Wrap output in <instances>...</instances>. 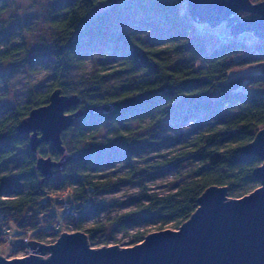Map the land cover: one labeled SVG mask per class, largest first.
Returning <instances> with one entry per match:
<instances>
[{
    "label": "trees",
    "instance_id": "obj_1",
    "mask_svg": "<svg viewBox=\"0 0 264 264\" xmlns=\"http://www.w3.org/2000/svg\"><path fill=\"white\" fill-rule=\"evenodd\" d=\"M10 1L0 0V15L7 12ZM56 3L50 13L51 38L46 53L52 75L50 90L43 95L29 94L23 107L13 108L0 120V219L3 217L0 246L15 239L27 244L18 251L27 249L32 242L52 239L54 243L70 225L74 231L84 232L91 242L103 233L104 227L124 231L134 215L144 224H160L159 229L168 224L182 226L195 214L199 199L209 188L227 187L229 196L234 197L243 190L247 192V188L260 187L254 171L262 161L245 157L242 149L264 129V95L256 93L264 90V41L254 36L249 39L244 34L234 36L230 33L231 25L223 23L229 30L224 41L217 39V44L209 47L207 38L188 15L187 0H56ZM149 7L159 19L158 25L168 29L152 48L121 30L125 19L134 16L128 12L146 11ZM237 17L241 21L255 18L246 13ZM2 29L0 21V32ZM103 46L122 53V65L113 75L126 79L110 88L105 76H97L95 88L75 94L66 81L83 68L88 52ZM17 51L6 46L0 51V64L15 62ZM57 90L63 95L72 92L70 96L81 100L79 107L68 114L82 111L85 115L65 132L73 133L72 138L81 146L71 151L62 137L64 156L52 144L41 145L37 154H33L30 136L19 135L18 127L32 111L48 106L50 95ZM195 114L210 121L189 143L190 149L142 167L143 174H138L134 160L145 150L142 143H147L150 150H161L167 147L164 145L168 140L151 132L142 138L141 145L130 142L128 137L135 134L130 129L132 123L142 125L147 121L156 125ZM103 121L113 124V134L124 137L122 153L109 145H95L93 139ZM47 145L49 151L43 152L42 147ZM38 157L60 162L61 166L53 170L60 176L53 173L44 177L37 170ZM190 162L197 166L189 170L186 180L172 192L148 195L146 177L179 169L181 164ZM12 163L13 169L3 174L1 168ZM68 165L74 167L75 175H67L63 170ZM116 165L122 171L100 178L101 182L95 181L96 167L112 169ZM133 184L141 190L140 201L144 202L133 214L83 227L84 221L98 218L104 212L107 203L96 200L102 189ZM62 193L72 199V202L66 199V212L62 200H57ZM144 237L145 234H137L135 244L143 242Z\"/></svg>",
    "mask_w": 264,
    "mask_h": 264
},
{
    "label": "rangeland",
    "instance_id": "obj_2",
    "mask_svg": "<svg viewBox=\"0 0 264 264\" xmlns=\"http://www.w3.org/2000/svg\"><path fill=\"white\" fill-rule=\"evenodd\" d=\"M251 1L255 3L264 2V0ZM9 4L7 12L0 15V21L3 23V29L0 32V51L4 50L6 46L15 51L18 49V51L15 62L0 64V120L5 119L13 108L23 107L28 100L29 94L43 95L50 90L52 85V75L48 70L50 63L46 53L51 38L50 13L58 5L56 0H12ZM99 12L100 10L95 12V14ZM128 14H134V16L125 19L121 30L147 48L157 46L161 36L163 37L168 32L165 26L158 25L159 19L151 11L150 7L146 11H130ZM198 27L207 38V45L211 48L217 44V39L223 40V37L229 31L226 25L222 24L215 28H211V26L206 24L198 25ZM244 35L249 37V39L253 37L252 34ZM87 54L83 68L75 71L69 80L66 81L75 94L95 88L96 85L94 83L97 81L95 79L97 76H105L104 81L110 88L126 79L122 75L118 77L113 75L122 65V53L115 51L112 47L103 46L96 47L94 51L91 50ZM72 92L64 96L70 97ZM256 93L264 95V90H258ZM207 121H210V119L205 118L203 115L195 114L190 117L170 118L156 125H149L147 121L142 125L132 123L130 129H133L135 134L132 137H128L130 142H137L141 145L142 138L151 132L158 138L168 140L167 145H164L167 147H163L161 150L156 148L150 150L147 143H142L145 146V150L139 152L134 160L137 163L138 174H143L142 167H148L150 164L166 160L178 152L189 150V143L196 134H200L204 130V124ZM113 128L111 122H101V126L93 140L95 145H109L116 152L122 153L125 139L122 135L116 136L113 134ZM72 136L73 133L70 132L62 135L67 149L74 151L81 144L77 143V140L73 139ZM49 147L48 145L42 147V151L48 152ZM14 165L12 163L8 167L1 168L2 171H5L3 174L7 173L8 170H12ZM180 166L181 168L179 169L172 168L168 172H158L151 178L146 177L145 186L148 190V195H165L172 192L186 180L185 177H187L189 170L197 166V163H183ZM120 168V165H116L112 169L96 167L97 171L95 174L98 177L95 181L101 182L100 178H107L113 172L122 171ZM63 170H65L67 175H75L74 167L72 166L68 165ZM90 171L92 172L93 169ZM53 173L55 177L60 176L55 171ZM247 189V192L243 190L238 195L229 196V198L240 199L255 191V188L250 187ZM141 193L139 187L134 184L102 189L96 200H102L107 203L105 210L98 218L91 217L84 221L83 227L89 228L97 223H108L115 218L124 217L131 212L133 214L141 204H144L143 201H140ZM66 199L72 202V199L66 196L65 193L58 195L57 198V200H62V208L65 212L68 209L66 208L68 206L65 203ZM136 216L138 215H134L132 221L127 223L124 231H118L119 228H114V226L110 228L109 226L104 227L102 229L103 233L97 235L93 241L90 242L88 239L90 247L95 250L112 246H117L120 249L131 248L140 244H135L137 234H145V239L150 234L162 231L179 232L181 227L168 224L159 229L160 224L147 225L142 221H137L138 217ZM2 219L3 217L0 220ZM73 233L77 232L74 231L71 225L63 232V234ZM80 233L85 234L82 231ZM61 236L55 239L54 243H52V239H46L45 242L40 244L45 246L54 245ZM9 242L10 240L7 239L6 243ZM24 245L27 244L20 239H15L11 244L1 245L0 256L9 260L25 258L32 254V250L27 246V249L18 251L19 247ZM38 256L42 259H47L49 253Z\"/></svg>",
    "mask_w": 264,
    "mask_h": 264
},
{
    "label": "water",
    "instance_id": "obj_3",
    "mask_svg": "<svg viewBox=\"0 0 264 264\" xmlns=\"http://www.w3.org/2000/svg\"><path fill=\"white\" fill-rule=\"evenodd\" d=\"M187 12L195 25L215 28L226 23L231 25L230 33L234 36L252 34L264 41V2L188 0ZM239 13L255 18L241 21ZM80 104L78 96L67 97L57 90L50 95L48 106L32 111L22 121L18 133L30 136L33 154L41 145L52 144L65 155L62 134L85 115L82 111L68 112ZM242 153L262 161L254 171L260 187L240 199L229 198L227 187L209 188L199 199L195 214L179 232L153 233L131 248L112 246L97 250L90 247L83 233L63 234L54 245L29 243L32 254L25 258L9 260L0 256V264H264V129ZM60 166L51 158L37 159V170L44 177L52 176ZM48 253L47 259L38 256Z\"/></svg>",
    "mask_w": 264,
    "mask_h": 264
},
{
    "label": "built area",
    "instance_id": "obj_4",
    "mask_svg": "<svg viewBox=\"0 0 264 264\" xmlns=\"http://www.w3.org/2000/svg\"><path fill=\"white\" fill-rule=\"evenodd\" d=\"M229 38H232V37H229ZM221 41H224V38H223V40H221Z\"/></svg>",
    "mask_w": 264,
    "mask_h": 264
}]
</instances>
